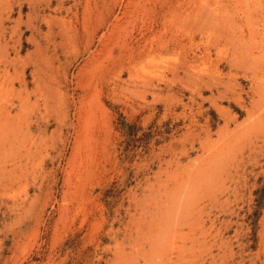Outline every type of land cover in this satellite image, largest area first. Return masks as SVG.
Returning a JSON list of instances; mask_svg holds the SVG:
<instances>
[{"label": "rangeland", "instance_id": "374dc122", "mask_svg": "<svg viewBox=\"0 0 264 264\" xmlns=\"http://www.w3.org/2000/svg\"><path fill=\"white\" fill-rule=\"evenodd\" d=\"M0 264H264V0H0Z\"/></svg>", "mask_w": 264, "mask_h": 264}, {"label": "bare ground", "instance_id": "6f19581e", "mask_svg": "<svg viewBox=\"0 0 264 264\" xmlns=\"http://www.w3.org/2000/svg\"><path fill=\"white\" fill-rule=\"evenodd\" d=\"M112 25H114V24H112ZM144 48V47H143ZM184 189V188H183ZM188 190H189V188H188ZM184 191H185V189H184ZM184 194V193H183ZM173 197V196H172ZM170 199V198H169ZM187 199V198H186ZM178 201V200H177ZM177 205V204H176ZM190 205V204H189ZM182 206V205H181ZM185 206V205H184ZM176 211V210H175ZM160 238V237H159ZM154 239V238H153ZM126 253V252H125Z\"/></svg>", "mask_w": 264, "mask_h": 264}]
</instances>
